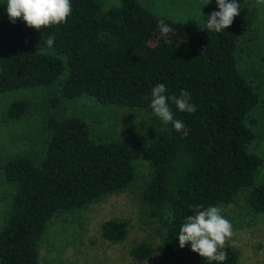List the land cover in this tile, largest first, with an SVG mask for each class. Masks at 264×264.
<instances>
[{
	"label": "trees",
	"instance_id": "16d2710c",
	"mask_svg": "<svg viewBox=\"0 0 264 264\" xmlns=\"http://www.w3.org/2000/svg\"><path fill=\"white\" fill-rule=\"evenodd\" d=\"M107 1L71 0L66 23L40 32L1 15L0 94L58 85L53 107L60 99L84 97L152 112L151 91L162 83L169 97L182 90L191 93L193 114L169 101L188 135L168 123L165 132L154 136L131 130L97 139L79 115H48V135L38 158L10 154L0 160V180L11 188L0 226V264H42L39 247L48 223L126 189L144 156L150 176L141 198L164 235L155 264H218L203 260L190 245L181 249L177 238L195 206L222 208L241 192L252 212L264 213V183L256 181L263 160L253 149L256 120L251 115L260 97L253 79L238 67L251 20L240 13L217 33L206 28L208 17L181 23L151 12L139 0H111L106 6ZM218 10L215 3L212 12ZM161 19L174 33L158 31ZM49 36L55 38L52 48L45 44ZM27 110V101L16 99L5 115L17 119ZM127 232L121 220L108 219L100 226L101 236L112 243ZM225 251L223 264H238L240 254L231 242ZM153 252L147 241L130 249L137 262L151 259Z\"/></svg>",
	"mask_w": 264,
	"mask_h": 264
},
{
	"label": "rangeland",
	"instance_id": "374dc122",
	"mask_svg": "<svg viewBox=\"0 0 264 264\" xmlns=\"http://www.w3.org/2000/svg\"><path fill=\"white\" fill-rule=\"evenodd\" d=\"M151 12L181 23L207 18L216 0H139ZM240 13L251 20L249 33L242 42L244 51L238 55V67L252 78L260 102L251 115L256 120L254 151L262 158L256 181L264 183V5L256 0H237ZM111 0L106 2V6ZM208 3V4H207ZM207 4V5H206ZM7 13L6 0H0V16ZM59 86L19 89L0 94V160L10 154L38 158L47 138L45 120L48 115L63 117L76 114L89 122L91 134L97 139L118 138L131 130H143L154 136L165 132L166 124L155 119L145 109L100 105L88 98L51 100ZM16 99L28 103L26 113L17 119L5 115L8 104ZM150 176L146 156L136 162L135 180L126 189L102 195L90 205L62 212L46 226L40 242L42 264H155L164 235L159 219L148 214L141 198ZM11 188L0 180V226L9 208ZM232 223L233 237L229 241L238 249V264H264V213H254L241 192L233 202L221 208ZM125 221L128 232L119 242L112 243L100 234L103 221ZM147 241L153 245V257L137 262L130 249Z\"/></svg>",
	"mask_w": 264,
	"mask_h": 264
},
{
	"label": "clouds",
	"instance_id": "9594fccd",
	"mask_svg": "<svg viewBox=\"0 0 264 264\" xmlns=\"http://www.w3.org/2000/svg\"><path fill=\"white\" fill-rule=\"evenodd\" d=\"M210 2L211 0H208V3ZM256 2L258 5H264V0H256ZM216 4L219 10L212 12L204 23L208 30L219 33L233 24L234 19L240 14V4L237 0L231 2L216 0ZM6 5L7 16L11 23L22 20L28 28L38 32L42 28L66 23L73 11L71 0H6ZM157 29L164 36L174 33V29L163 19L158 21ZM54 43L53 36H49L45 41L48 48H52ZM166 92L167 89L162 83L153 87L149 105L152 114L159 122L171 123L177 132H183V135L187 136L188 130L184 123L174 119L169 101L180 112L193 114L197 109L195 104L190 102L191 93L182 90L178 97L175 95L169 97ZM192 211L193 215L187 216L180 227L177 238L179 247L183 249L186 245H190L191 251L203 260L223 264L227 259L225 248L233 237L231 221L223 215L219 206L204 208L202 205H197Z\"/></svg>",
	"mask_w": 264,
	"mask_h": 264
}]
</instances>
